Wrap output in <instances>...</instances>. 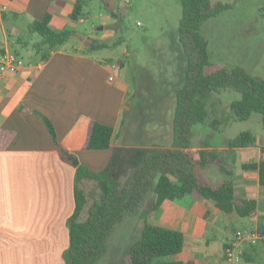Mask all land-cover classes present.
<instances>
[{
	"label": "crops",
	"instance_id": "crops-1",
	"mask_svg": "<svg viewBox=\"0 0 264 264\" xmlns=\"http://www.w3.org/2000/svg\"><path fill=\"white\" fill-rule=\"evenodd\" d=\"M74 2L0 0V51L10 50L13 42L26 50L38 42L40 37L30 43L27 36H33L31 24L46 14L53 30L76 29L70 17ZM114 21L105 19L101 26ZM104 35L113 32L104 31L97 38ZM84 41L52 50L44 46L36 60L24 61L22 68L0 77V131L11 132L0 147V264H65L77 166L61 157L42 116L52 123L60 145L92 171L109 166L117 178L131 158V149L137 146L129 141L117 143L125 104L132 94L118 73L122 66L115 67L118 63L112 56L88 51ZM46 51L49 55L42 59ZM179 69L184 71V63ZM182 77L181 73L179 81L166 86L171 94L175 95ZM90 121L113 128L109 148L82 147ZM218 131L211 135L205 125L193 129L190 150L203 148L219 154V164L209 163L195 173L213 185L224 179L231 181L236 202L251 198L255 208L243 216L236 211L225 213L212 200L194 194L166 199L155 206L159 209L156 224L182 233V250L173 258L184 264H226L223 247L236 230L264 231V186L259 184L257 169L242 167L251 162H243V151L255 152L252 161L261 158V143L257 137L255 145L227 147L223 144L227 138ZM170 142L171 134L166 145L156 143L143 149L166 148ZM138 162L135 169L142 161ZM147 194L155 204V193L148 190L143 198ZM240 260L241 264H264V239L242 242Z\"/></svg>",
	"mask_w": 264,
	"mask_h": 264
},
{
	"label": "trees",
	"instance_id": "trees-1",
	"mask_svg": "<svg viewBox=\"0 0 264 264\" xmlns=\"http://www.w3.org/2000/svg\"><path fill=\"white\" fill-rule=\"evenodd\" d=\"M89 0H75L70 17L74 22L82 18L83 8ZM181 4V18L178 26V41L184 55L182 84L175 92V106L171 122V142L168 147H154L143 156L141 165L119 187L109 166L92 171L78 163L75 155L66 151L58 142L50 120L42 116L51 138L64 160L77 166L75 176V209L68 218L69 245L64 253L65 264H94L106 252L107 241L115 226L125 214L133 213L142 203L148 190L156 195L154 206L166 199L184 194L210 199L225 212L236 211L248 215L255 208L254 199L236 202L234 186L225 180L213 185L202 180L195 171L209 163L219 164V154L214 150L200 148L192 151L193 126L207 124L211 135L219 130L222 121L208 120V99L211 92L232 88L240 98L229 104L232 120H246L253 112L260 113L264 127V81L242 69H228L208 58L206 41L201 32L202 24L232 6L229 2L215 1L207 9L210 0H178ZM112 16H116L115 12ZM50 15L34 21L30 29L38 33L40 40L34 43L39 52L46 46L49 50L67 43L76 29L53 30L49 26ZM118 35L113 41L97 37H86L88 51L116 48L123 42ZM49 51L42 54L47 58ZM11 132L0 131V147L10 139ZM113 128L97 121H90L82 147L105 149L111 146ZM257 143V136L251 130H243L232 138L224 139L227 147H245ZM262 156L256 161L243 163L245 169H257L259 184L264 186V144L260 145ZM141 202V203H140ZM140 203V204H139ZM139 204V205H138ZM138 205V206H137ZM137 206V207H136ZM134 210V211H133ZM183 247V235L179 230L153 223H144L136 240L129 244L131 264H184L172 258ZM126 264V263H125Z\"/></svg>",
	"mask_w": 264,
	"mask_h": 264
},
{
	"label": "rangeland",
	"instance_id": "rangeland-1",
	"mask_svg": "<svg viewBox=\"0 0 264 264\" xmlns=\"http://www.w3.org/2000/svg\"><path fill=\"white\" fill-rule=\"evenodd\" d=\"M215 1L229 2L232 6L201 26L209 60L228 69H242L264 81V0H210L205 7L208 9ZM113 12L116 16H112ZM81 17L82 21L75 24L76 34L70 36L67 44H79L87 35L100 37L104 31L113 32L111 36H103L110 42L118 35L124 38L116 48L93 52L116 59L119 67L122 66L118 73L129 84L132 93L125 104L117 143L129 141L137 146L131 149L130 160L116 178L121 188L138 161H142L147 151L143 149L145 145H166L172 132L175 95L166 86L179 81L181 73L183 75L179 66L185 65L177 36L181 4L178 0H89ZM112 18L115 19L113 23ZM105 19L111 22L98 30ZM31 34L32 37L27 36L30 43L40 37L36 32ZM1 38L0 32V41ZM9 49L17 52L25 63L39 57L34 42L28 50L14 42ZM239 98L240 93L232 88L211 92L207 104L208 120L218 118L222 121L219 129L223 138H232L248 129L256 134L259 144H264L260 113L253 112L246 120L231 119L225 123L232 114L230 102ZM203 125L208 127L198 123L193 129ZM255 155L254 151H243V162L254 160ZM118 157L119 153L115 160ZM153 200L147 194L136 206L137 210L122 217L108 238L105 254L94 264L132 263L131 252L127 250L129 244L136 240L144 223H157L159 209Z\"/></svg>",
	"mask_w": 264,
	"mask_h": 264
},
{
	"label": "built area",
	"instance_id": "built-area-1",
	"mask_svg": "<svg viewBox=\"0 0 264 264\" xmlns=\"http://www.w3.org/2000/svg\"><path fill=\"white\" fill-rule=\"evenodd\" d=\"M82 21V18L79 19ZM24 66V61L16 53L3 49L0 51V77L4 72L16 71ZM118 67V64L114 65ZM112 76H110V79ZM264 239V231L260 230H236L233 236L224 244L223 256L226 264H241L240 245L244 241L256 243Z\"/></svg>",
	"mask_w": 264,
	"mask_h": 264
},
{
	"label": "water",
	"instance_id": "water-1",
	"mask_svg": "<svg viewBox=\"0 0 264 264\" xmlns=\"http://www.w3.org/2000/svg\"><path fill=\"white\" fill-rule=\"evenodd\" d=\"M97 29H98V30L102 29V26H99Z\"/></svg>",
	"mask_w": 264,
	"mask_h": 264
}]
</instances>
